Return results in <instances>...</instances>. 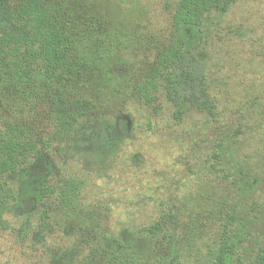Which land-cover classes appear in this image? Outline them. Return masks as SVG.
I'll return each mask as SVG.
<instances>
[{"label": "rangeland", "instance_id": "obj_1", "mask_svg": "<svg viewBox=\"0 0 264 264\" xmlns=\"http://www.w3.org/2000/svg\"><path fill=\"white\" fill-rule=\"evenodd\" d=\"M57 1L73 13L74 71L46 75L38 66L32 79L10 76L1 107L36 138L45 135L47 90L92 109L63 152L40 147L30 170L10 176L20 194L5 216L27 229L25 239L0 232V264H208L225 235L240 242L238 264H255L264 251V0H236L203 47L217 113L210 124L196 111L177 122L163 94L152 106L136 95L174 0ZM219 140L226 155L213 167ZM39 180L81 182L72 205L52 199V231L22 194ZM169 208L174 240L153 244L148 229Z\"/></svg>", "mask_w": 264, "mask_h": 264}, {"label": "trees", "instance_id": "obj_2", "mask_svg": "<svg viewBox=\"0 0 264 264\" xmlns=\"http://www.w3.org/2000/svg\"><path fill=\"white\" fill-rule=\"evenodd\" d=\"M235 1L170 2L168 30L150 71L136 88V95L143 104L152 106L159 94H163L173 106L172 116L179 123L195 111L206 114L208 124L216 120V109L208 91L207 55L203 47ZM72 16L70 8L57 0H0V87L6 78L15 74L32 79L38 66L46 75L74 71V41L67 29V17ZM46 96L45 135L38 138L26 125L9 117L0 100V232L12 230L19 233L21 239L26 237V225L16 228L5 216L20 194L10 176L30 170L40 147L63 152L74 139L78 124L92 109L87 100L69 95L62 88L47 90ZM224 145L223 140L216 142L213 167L224 163ZM65 183L39 180L23 190L22 194H28L33 205L41 209L42 230H53L51 203L54 197L60 205L70 206L79 195L80 181L66 180ZM66 185L69 190L65 189ZM70 190L73 195L68 193ZM177 226V216L169 208L149 227V239L153 244L169 246ZM129 242L135 244V241ZM239 243L223 236L208 264H238L235 254ZM255 264H264V251L258 254Z\"/></svg>", "mask_w": 264, "mask_h": 264}]
</instances>
